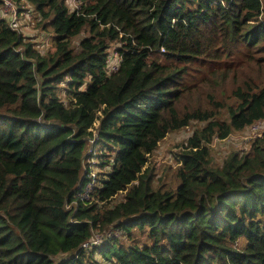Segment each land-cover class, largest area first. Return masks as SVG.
<instances>
[{
	"label": "trees",
	"instance_id": "1",
	"mask_svg": "<svg viewBox=\"0 0 264 264\" xmlns=\"http://www.w3.org/2000/svg\"><path fill=\"white\" fill-rule=\"evenodd\" d=\"M11 2L52 33L0 13V264H264V132L210 147L264 123L263 0ZM189 127L166 183L149 158Z\"/></svg>",
	"mask_w": 264,
	"mask_h": 264
},
{
	"label": "rangeland",
	"instance_id": "2",
	"mask_svg": "<svg viewBox=\"0 0 264 264\" xmlns=\"http://www.w3.org/2000/svg\"><path fill=\"white\" fill-rule=\"evenodd\" d=\"M15 4V3H14ZM264 4V0H263ZM76 5L79 8L81 5L80 0H76ZM27 11L19 12L18 22L20 27L18 29L19 32L22 33V36L25 37L27 41H32L34 38L40 37V40L45 41L44 50H41V53L46 52L49 47V34L50 32H43L38 28L35 29V22L32 20L35 17L33 13V7L31 5L26 4ZM18 8V7H17ZM3 9V6L0 7V10ZM34 15V16H33ZM3 19L6 21L9 20V15H4ZM48 41V44H47ZM112 47H115L112 46ZM116 49V48H115ZM194 127H189L186 129H182L177 132L170 133L163 139L159 145L157 150L153 155L150 156V163L155 164V168L158 171L160 178L158 179L170 183L172 179L173 170L177 167L176 158L178 151L182 150L183 147L187 144V140L193 133ZM260 135L256 137H248L246 135H239L238 133H234L225 141H221L218 139H214L212 144L210 145L212 152L211 157L215 164L221 165V161L225 159V156L234 151H244L246 152L249 149L251 142L259 138ZM209 147V148H210ZM149 164V163H148ZM96 172L107 174L109 172V168H96ZM119 198V197H118ZM97 235V234H95ZM115 235L121 237L120 231L115 230ZM115 237V236H114Z\"/></svg>",
	"mask_w": 264,
	"mask_h": 264
},
{
	"label": "built area",
	"instance_id": "3",
	"mask_svg": "<svg viewBox=\"0 0 264 264\" xmlns=\"http://www.w3.org/2000/svg\"><path fill=\"white\" fill-rule=\"evenodd\" d=\"M67 4L70 8V11H75L76 9H79L76 5V0H68ZM1 6H3V9L0 10V13H2L3 16L6 14L9 15V20L7 21V23L10 29L13 31H18L20 27V24L18 22V18L20 14L17 8L12 4L11 0H0V7ZM43 47H44V44L40 46V48H43ZM163 52H164V49L161 48L160 53H163ZM119 63H120V57L117 51L112 50L111 55L108 58L107 66H106L107 73L110 74V73L116 72L118 69ZM251 131L254 134L253 136H257L263 133L264 123L260 121L257 123H253L251 126ZM94 182H95V177L93 173H91L90 180L84 186L83 193L81 194L82 199H87L88 194L91 192ZM101 241H103V237L96 235L94 239H92L89 242L84 243L82 247L87 249L89 247L91 248V247L99 246L101 244Z\"/></svg>",
	"mask_w": 264,
	"mask_h": 264
},
{
	"label": "clouds",
	"instance_id": "4",
	"mask_svg": "<svg viewBox=\"0 0 264 264\" xmlns=\"http://www.w3.org/2000/svg\"><path fill=\"white\" fill-rule=\"evenodd\" d=\"M44 46H45V44H44ZM42 51L44 50V48H40Z\"/></svg>",
	"mask_w": 264,
	"mask_h": 264
}]
</instances>
